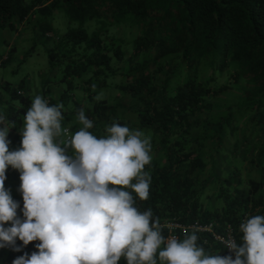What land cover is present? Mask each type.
Returning <instances> with one entry per match:
<instances>
[{
    "label": "trees",
    "instance_id": "16d2710c",
    "mask_svg": "<svg viewBox=\"0 0 264 264\" xmlns=\"http://www.w3.org/2000/svg\"><path fill=\"white\" fill-rule=\"evenodd\" d=\"M58 10L70 20L63 32L53 24ZM34 16V30L50 42L53 82L65 85L57 96L51 80L43 89L50 105L63 104L62 126L78 130L80 109L98 138L113 122L128 126L123 102L96 99L121 73L119 88L134 102L140 127L155 133L145 166L149 197L137 198L136 206L159 217L166 237L183 238V229L169 231L174 219L184 225L198 220L223 234L232 225L240 243L239 225L264 215V0H0L1 29L17 31ZM121 23L139 28L129 58L124 42L102 31ZM2 58L5 67L13 53ZM32 100L24 81L0 83V115L13 126L8 139L18 148ZM222 154L231 168L218 172ZM19 175L6 172L5 188L22 208ZM197 236L206 253L227 256L213 232ZM36 243L20 252L0 248V264L37 251Z\"/></svg>",
    "mask_w": 264,
    "mask_h": 264
},
{
    "label": "clouds",
    "instance_id": "9594fccd",
    "mask_svg": "<svg viewBox=\"0 0 264 264\" xmlns=\"http://www.w3.org/2000/svg\"><path fill=\"white\" fill-rule=\"evenodd\" d=\"M63 107L36 95L12 151L13 126L0 115V248L20 252L39 241L12 264H264V215L239 225L240 243L222 239L235 258L206 253L198 226L166 237L159 217L136 206L149 197L151 138L117 122L98 138L83 109L73 132L62 126ZM9 166L20 173L22 208L5 188Z\"/></svg>",
    "mask_w": 264,
    "mask_h": 264
},
{
    "label": "rangeland",
    "instance_id": "374dc122",
    "mask_svg": "<svg viewBox=\"0 0 264 264\" xmlns=\"http://www.w3.org/2000/svg\"><path fill=\"white\" fill-rule=\"evenodd\" d=\"M36 20L37 18L34 16L31 21L24 23L17 31L9 28H0V54L3 56L2 60L7 59L10 53H13L12 60L9 61L5 67L0 65V83L10 81L13 86L18 87L21 82L24 81L25 87L29 89L32 98L36 95H40L44 98V82L46 80H51L49 83L52 92L51 95L57 96L65 85H57L53 82L57 75V71L49 65L48 48L50 47V42L48 43L40 32L34 30ZM53 24L55 30L60 32L67 30L70 25V20L64 10H58L56 12ZM92 28H94V26ZM102 31L124 42L129 50L127 58L130 57L132 50L134 51L133 42L139 34V28L135 24L121 23L110 27L106 31ZM52 34L53 33H50V35ZM29 52H31V54L28 56ZM124 64L125 62H118L117 65L122 66ZM122 78L123 76L121 73L113 76L110 82L111 84L100 89L98 96L108 100H119L123 102V114L126 117L128 127L131 130H141L145 136L153 139L155 134L154 131L140 127L137 112L133 106L134 102L131 101L129 96L121 92L119 86L122 83ZM225 80L226 78L222 77L219 79V83H223ZM16 149H18V146L11 142L9 144V150L12 151ZM156 154H158V152ZM214 167L218 172L231 168L225 154L218 156ZM242 167L244 171L247 170L248 162L242 163ZM12 170L14 169L9 166L6 172ZM119 263H126V260L122 258Z\"/></svg>",
    "mask_w": 264,
    "mask_h": 264
},
{
    "label": "built area",
    "instance_id": "2783aa9c",
    "mask_svg": "<svg viewBox=\"0 0 264 264\" xmlns=\"http://www.w3.org/2000/svg\"><path fill=\"white\" fill-rule=\"evenodd\" d=\"M170 226L174 227V228H181L183 230L185 229H193V227L198 226L200 228V231H205V232H213V236L216 240L218 241H222V239H228V238H234L236 240L235 237V233H234V228L232 225H227L225 228V233H217L214 230V224L213 223H201L200 221L196 220L193 223H190L188 225H184L181 222L177 221L176 219H174V221L170 222ZM177 236V235H175ZM227 255H232L233 258H235L234 253H231L229 249L225 248Z\"/></svg>",
    "mask_w": 264,
    "mask_h": 264
}]
</instances>
